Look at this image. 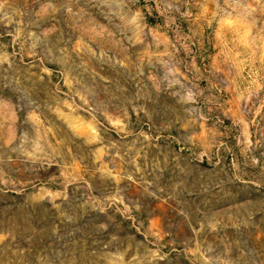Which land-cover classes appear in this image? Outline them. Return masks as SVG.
<instances>
[{
  "label": "rangeland",
  "instance_id": "1",
  "mask_svg": "<svg viewBox=\"0 0 264 264\" xmlns=\"http://www.w3.org/2000/svg\"><path fill=\"white\" fill-rule=\"evenodd\" d=\"M0 264H264V0H0Z\"/></svg>",
  "mask_w": 264,
  "mask_h": 264
}]
</instances>
